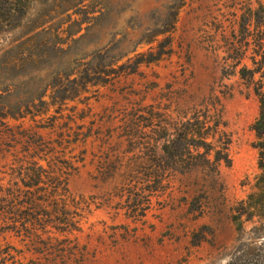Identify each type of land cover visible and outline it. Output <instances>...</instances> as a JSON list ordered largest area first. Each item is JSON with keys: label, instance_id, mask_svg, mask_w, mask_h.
<instances>
[{"label": "rangeland", "instance_id": "rangeland-1", "mask_svg": "<svg viewBox=\"0 0 264 264\" xmlns=\"http://www.w3.org/2000/svg\"><path fill=\"white\" fill-rule=\"evenodd\" d=\"M162 47L169 53L160 56ZM256 53H264V0H0V112L28 127L41 124L36 111L61 108L60 124L69 117L91 135L73 146L85 158L68 182L89 205L72 235L85 251L76 264H226L251 237L264 241V220L245 221L242 232L231 220L260 173ZM138 54L151 62L135 67ZM242 66L255 70V84L241 79ZM194 115L231 138L217 175H175L139 221L107 207L111 184L97 165L154 163L150 150L174 135L163 137V121Z\"/></svg>", "mask_w": 264, "mask_h": 264}, {"label": "trees", "instance_id": "trees-1", "mask_svg": "<svg viewBox=\"0 0 264 264\" xmlns=\"http://www.w3.org/2000/svg\"><path fill=\"white\" fill-rule=\"evenodd\" d=\"M257 17L261 20L263 15ZM163 48L160 56L170 51ZM260 57L264 62V53ZM141 58L142 54H138L129 61L135 67L151 62ZM252 63L256 65L259 61L253 58ZM254 74L255 70L247 66L239 69L241 79L252 84ZM254 91L259 114L251 128L258 139L260 173L246 199L232 209L231 220L239 232L243 231L245 221L255 216L264 220V91L262 87H255ZM55 112L58 116L46 117L47 111H36L32 121L41 124L28 127L23 122L10 123L24 116L0 112V264H22L27 258L29 264H76L84 257V246L72 235L80 231L83 212L89 205L70 191L68 182L85 158L84 149L78 158L73 156V146L78 142L83 145L91 135L74 131L69 117L60 124L64 119L62 109ZM42 121L48 124L43 125ZM169 128L174 132L173 139L150 150L154 163L116 161L97 165L100 179L111 184L107 207L139 221L149 211L154 193L162 191L165 182L175 175L197 169L217 175L220 165L229 162L231 138L220 129L219 123L210 125L206 116L198 115L184 121L177 119L173 125L163 121L160 125L163 137ZM260 227H264L263 222ZM236 251L237 255L226 264H264V241L257 237H251Z\"/></svg>", "mask_w": 264, "mask_h": 264}]
</instances>
